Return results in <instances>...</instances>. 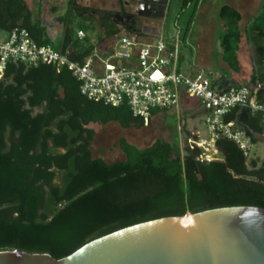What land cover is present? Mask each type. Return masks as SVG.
<instances>
[{
    "label": "trees",
    "instance_id": "trees-1",
    "mask_svg": "<svg viewBox=\"0 0 264 264\" xmlns=\"http://www.w3.org/2000/svg\"><path fill=\"white\" fill-rule=\"evenodd\" d=\"M80 1L67 0L66 12L58 18L63 27L58 43L34 20L26 0H0V33L24 28L38 45L82 63L98 43L118 36L121 29L111 11ZM200 1H178L176 33L162 37L168 51L185 43ZM189 9L181 28L180 19ZM217 18L223 27L218 36L221 60L239 71L236 53L244 34L253 56L250 84H260L255 96L264 103V0L244 30L241 12L228 4L220 6ZM93 29L101 32L97 43L88 36ZM79 30L84 39L76 37ZM134 36L154 37L139 28ZM176 63L178 67L179 52ZM218 85L221 79L212 83L213 88ZM159 112L152 111V116ZM260 118L237 108L224 121H233L254 143L264 137ZM110 122L124 129L144 126L126 103L115 107L82 95L80 82L65 67L7 63L0 78V251L17 249L57 260L101 236L162 217L223 207L264 209V160L248 159L233 141H216L220 155L210 162L197 160L201 150L187 144L175 152L161 140L143 149L120 141L125 159L107 163L93 157L95 132L88 126ZM183 129L179 121L180 134Z\"/></svg>",
    "mask_w": 264,
    "mask_h": 264
},
{
    "label": "built area",
    "instance_id": "built-area-1",
    "mask_svg": "<svg viewBox=\"0 0 264 264\" xmlns=\"http://www.w3.org/2000/svg\"><path fill=\"white\" fill-rule=\"evenodd\" d=\"M1 35L0 78L8 62L34 68L65 67L80 82L82 95L115 107L126 103L133 117L142 119L144 125L152 119V111L176 107L182 94L197 99L205 111L203 125L208 138H202L197 130L187 143L190 149L201 150L197 158L201 162L217 159L215 143L222 138L233 141L245 157L249 156V138L233 121H224L233 110L245 109L260 115L264 127V103L257 101V89L243 86L218 90L203 73L180 71L176 63L179 49L168 51L162 37L147 42L135 36L123 37L109 55L94 51L79 63L49 45H38L24 28ZM76 37L84 39L85 33L79 30Z\"/></svg>",
    "mask_w": 264,
    "mask_h": 264
},
{
    "label": "water",
    "instance_id": "water-1",
    "mask_svg": "<svg viewBox=\"0 0 264 264\" xmlns=\"http://www.w3.org/2000/svg\"><path fill=\"white\" fill-rule=\"evenodd\" d=\"M114 17L135 24L132 16ZM0 264H264V209L223 207L162 217L101 236L57 260L0 251Z\"/></svg>",
    "mask_w": 264,
    "mask_h": 264
},
{
    "label": "rangeland",
    "instance_id": "rangeland-1",
    "mask_svg": "<svg viewBox=\"0 0 264 264\" xmlns=\"http://www.w3.org/2000/svg\"><path fill=\"white\" fill-rule=\"evenodd\" d=\"M44 17L41 19L42 25L46 27L47 35L52 42L58 43L62 37L63 27L60 25L58 18L62 17L66 12L67 0H42ZM179 0H170V12L162 22L154 26L152 31L161 34L164 38H170L176 33V28L173 25V18L178 11ZM263 0H202L198 4V8L192 23L186 44L180 42L179 53L180 70L186 72V65L192 62L193 70L205 69L213 72L219 67H225L222 62L217 59L218 53L221 50L219 47L218 36L222 32V23L217 18V12L221 5L225 3L232 4L237 7L244 15V21L251 16H254L262 5ZM80 3L87 7L97 9L109 6L107 0H82ZM191 9L186 10L185 14L180 19L179 27L184 28L189 18ZM243 19V17H242ZM244 22L240 23V28L243 30ZM157 32V33H156ZM90 39L97 43V38L101 37V32L98 29H93L88 32ZM100 44V43H98ZM97 44V46H98ZM215 52V57L213 53ZM217 60V61H216ZM199 72V71H197ZM219 72H221L219 70ZM189 106L192 107V104ZM202 109L201 105H199ZM197 111L199 112V109ZM194 112V111H193ZM192 112V113H193ZM191 114L190 111H181L180 116L174 110L161 112L156 117H153L147 125L135 129L131 126L129 129L122 128L117 122H110L106 125H89L88 127L95 132L94 138L90 144V150L95 158H101L105 162H115L124 160V153L121 151L119 142L125 141L136 149H143L150 146L154 141L161 140L173 145L174 151L188 145L187 139L192 137L193 133L198 129L202 138L207 139V131L203 125V121L199 119V113ZM179 121L182 122L184 129L179 133ZM250 154L248 159H256L259 163L264 160V137L254 143L248 140ZM219 157V155L217 156Z\"/></svg>",
    "mask_w": 264,
    "mask_h": 264
},
{
    "label": "crops",
    "instance_id": "crops-1",
    "mask_svg": "<svg viewBox=\"0 0 264 264\" xmlns=\"http://www.w3.org/2000/svg\"><path fill=\"white\" fill-rule=\"evenodd\" d=\"M100 1L102 2V0H100ZM26 3L28 5V7L30 8L31 13L33 14L34 20H40L41 21V19L44 17V12H43L44 4H43V1L42 0H26ZM107 3H109V6H107V8L103 7V8H97V9L111 11L113 13L112 14V18H113L114 24L117 27H119L121 30H120V33H119L118 36L109 37V38L105 39L104 41H102L100 44H98V46L96 47L95 51H98V52L103 53V54L107 53V55H109L112 51L117 49V47L119 45V40L121 38H123V37H132V36H134V32L126 30V28L124 26V23L115 22L117 19L114 17V15H121V14L118 13V11H119V1L118 0H107ZM80 4L84 5L82 3H80ZM225 4H228L231 7L239 10L237 7L233 6L232 4H229V3H225ZM84 6H86V5H84ZM66 7H67V5H66ZM242 14L243 13L241 12V15ZM242 17H243V19L241 20V22L242 21L244 22V25H243V30H244V27H245L246 23L249 22L253 18V16H251V18H248L246 21H244V15H242ZM156 25L157 24L152 22L151 28L154 29V26H156ZM152 29H151V32H149L147 30H144V32L147 35L152 33L153 36H154L152 38H156V37H160L161 38V37H163L162 34H161V30L157 31V32H160L159 34H155V31H152ZM222 30H223V28H222ZM139 38L143 42H147L150 39H152L149 36L148 37H139ZM185 44H186V42H185ZM236 55H237V60H238V63H239V71L238 72L231 71L227 67V65L221 60V50H220L219 53H218V58L217 59H219L222 62V64L225 65V67H219V69L216 68V70L214 72L212 70H208V68L200 69V70L199 69L193 70L191 68L192 62H190L189 64L186 65V68H185L186 72H184V73H187V74L203 73L205 76H207L211 80L212 83L214 81H218L219 79H221L222 86L218 85V87L219 88L222 87V89H226V88L233 87V86H238V87L246 86V87H251V88H254V89L260 88V84H257L256 88H255V86H252L250 84V78H251V76L253 74V56H252V49L247 44V41H246V39L244 37V34H242V38H241V41L239 43V47H238ZM214 57H215V52L213 53V57L212 58H214ZM183 60H185V58H183ZM182 61L180 60V53H179V64H178V69L179 70H180V65H181ZM219 70L221 72H219ZM197 71H199V72H197ZM190 104H192V107L189 106ZM199 105H200V103H199V101L197 99L188 98V97H186L185 95L182 94L180 96L179 103H178V105L176 107H173L171 109H166V110H160L159 114L161 112H164V111H167V110L168 111L169 110L176 111L178 117L180 116L181 111H190L191 114H193V113H195V111L198 112L197 108H200ZM198 113L200 115L199 119H201L203 121V117L205 116V111L200 108ZM157 115H158V113L155 116H153V117H156ZM195 130H198V129L196 128ZM218 155H220L219 151H218Z\"/></svg>",
    "mask_w": 264,
    "mask_h": 264
},
{
    "label": "flooded vegetation",
    "instance_id": "flooded-vegetation-1",
    "mask_svg": "<svg viewBox=\"0 0 264 264\" xmlns=\"http://www.w3.org/2000/svg\"><path fill=\"white\" fill-rule=\"evenodd\" d=\"M166 0H121V6L123 7L122 16H132L135 24L130 25V22H123L126 30L135 31V28L141 30H147L151 32L152 22L158 24L159 22L166 19L167 14L170 12V0H167L165 10H161L160 7L165 3ZM152 3L158 8L150 9L148 4ZM120 12V9L119 11ZM132 21V20H131ZM149 35H152L150 33Z\"/></svg>",
    "mask_w": 264,
    "mask_h": 264
}]
</instances>
